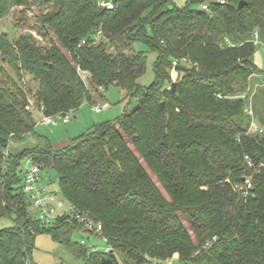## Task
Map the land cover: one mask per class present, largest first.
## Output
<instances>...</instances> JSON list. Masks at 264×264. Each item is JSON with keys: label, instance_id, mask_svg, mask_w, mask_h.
<instances>
[{"label": "trees", "instance_id": "obj_1", "mask_svg": "<svg viewBox=\"0 0 264 264\" xmlns=\"http://www.w3.org/2000/svg\"><path fill=\"white\" fill-rule=\"evenodd\" d=\"M31 8L42 9L37 31L49 47L30 32L14 42L0 35V219L11 222L0 229V264H31L39 231L87 264H118L115 254L133 264H264V133H248L245 113L251 104L264 128V104L256 91L251 97L264 75L252 43L257 32L264 47V0H187L181 8L167 0H0V19ZM98 31L101 42L91 44ZM136 42L157 53L148 88L138 84L146 58L132 50ZM25 77L48 117L93 104L90 90L109 86L135 104L61 149L13 153L10 143L34 134L39 119L25 109ZM27 160L43 175L54 171L64 202L101 224L109 254L86 258L70 244L73 232L88 235L73 214L39 222L22 190ZM245 179L246 196L235 189Z\"/></svg>", "mask_w": 264, "mask_h": 264}, {"label": "rangeland", "instance_id": "obj_2", "mask_svg": "<svg viewBox=\"0 0 264 264\" xmlns=\"http://www.w3.org/2000/svg\"><path fill=\"white\" fill-rule=\"evenodd\" d=\"M167 1H169V3L173 6L181 8L186 5L187 0ZM192 8L201 9V5L195 4L192 5ZM19 10L15 11L10 16L0 19V35L6 34L8 39L11 42H14L20 35L30 32L39 43L45 47H49L51 43L49 38H44L41 35L39 36L37 31L40 27L38 26L36 18L42 9L39 10V8H31L25 10L22 15L19 14ZM19 18L22 19L20 20ZM50 37L53 42H56L52 35H50ZM132 50L135 52H142L145 55L146 69L144 75L138 80V84L141 87L148 88L155 81L154 63L157 59V53L151 51L146 45L140 42L132 44ZM63 53L66 54L64 51ZM254 62L256 63L258 69L264 71V47L260 46L256 49ZM4 68L7 69L6 66ZM7 72L10 73L8 69ZM172 75L173 78L176 79L177 75L175 73H172ZM82 76V80H84V83L87 84L86 76L83 74ZM22 83H25L23 87L29 92L27 95L28 103L33 104L34 102L32 96L35 93L36 84L33 83L32 79L29 77L23 78ZM255 91V96L258 95V102H260V104H264V85H261V83L254 85L252 96ZM90 94L93 97V104L107 103L109 104V108L100 113H95L91 110V106L93 104H84L74 112L68 113L69 123L66 125L59 124L56 127L36 126L34 134L26 136L21 141L11 142L9 145L11 151L14 153L35 147L43 148L45 144H48L53 149L57 147L59 148L64 142L70 143L73 139L81 135L88 134L94 126L104 123H114L127 109H131L135 104L133 100L130 101L124 97V92L121 89L114 86H109L107 89L100 88L98 94L90 90ZM131 102L132 104L128 105ZM36 116L37 119H40L37 114ZM143 166L146 168L144 164ZM25 167H27L26 161L21 165L22 169ZM146 170L148 171L147 168ZM45 173L44 179H50L52 181L49 185V190L57 193L60 197L61 195L56 182V173L52 170H46ZM148 173L164 197L167 198L157 180L149 171ZM64 209L69 211V205L66 202ZM9 226H11L10 220L0 219V229ZM83 240L85 241V244L82 245V247L86 252V258H89L92 249L96 250L97 253H104L108 247V245L101 238L94 236L88 237V235L83 232L75 231L70 236V244L79 245ZM29 253L28 260L31 264H87V260L85 258L74 256L71 252H69L66 245L56 240L50 233L47 232H36L33 238V245ZM115 256L118 264H133L130 261H126L120 254H115Z\"/></svg>", "mask_w": 264, "mask_h": 264}, {"label": "built area", "instance_id": "obj_3", "mask_svg": "<svg viewBox=\"0 0 264 264\" xmlns=\"http://www.w3.org/2000/svg\"><path fill=\"white\" fill-rule=\"evenodd\" d=\"M217 3L223 5L226 0H216ZM100 7H106L107 9H112L111 3H106L105 1L99 2ZM202 11H208V5H201ZM102 40V33L98 31L92 38L89 40L91 44H98ZM87 40L84 39L78 45L83 46L87 44ZM252 43L255 47H263L262 43L259 40L258 33L255 32L252 36ZM185 62V61H183ZM79 75L81 78L85 73L78 69ZM84 81V80H83ZM261 85H264V75L261 81ZM252 97V95H251ZM218 99H222L221 95H217ZM109 108V104H96L94 103L91 106V110L95 113H100L105 109ZM26 111L36 113L40 119L36 122V126H50L56 127L59 124L66 125L69 123L68 113H59L55 116H45L43 114V108L38 107L34 104H27L25 107ZM245 113L252 118L250 122L248 133L249 134H263L264 130L260 125L255 121L253 110L251 104L246 108ZM7 158L8 154L5 153ZM27 167L22 169V190L25 193L30 201L31 209L37 216L39 222L44 226H50L55 222L58 218L62 217L65 214H73L74 217L78 220L80 224H82L84 231L88 234V236H94L101 238L106 244V238L101 236V224L96 222L89 215L84 213L74 212L73 208L69 206V211L65 210V202L64 200L58 196V194L49 190V185L51 184L50 179H44V175L42 172L44 171L42 166L35 165L31 162V160L26 161ZM252 188V184L249 179H245L244 183L241 185H236L235 189L237 191H241L244 196L247 195L248 190ZM81 245L85 244V241H81ZM92 252H96V250L92 249ZM111 252V248L108 246L104 252V254H109Z\"/></svg>", "mask_w": 264, "mask_h": 264}, {"label": "water", "instance_id": "obj_4", "mask_svg": "<svg viewBox=\"0 0 264 264\" xmlns=\"http://www.w3.org/2000/svg\"><path fill=\"white\" fill-rule=\"evenodd\" d=\"M244 5H245V2H239V4H238V9H241ZM174 69H175L176 71H183V70H184V67H181V66H175ZM174 88H175V83H173V84L171 85V89L174 90ZM161 107H162V108L164 107V104H163V103H161ZM101 264H114V263H113V261H112L111 259H103V260L101 261Z\"/></svg>", "mask_w": 264, "mask_h": 264}, {"label": "crops", "instance_id": "obj_5", "mask_svg": "<svg viewBox=\"0 0 264 264\" xmlns=\"http://www.w3.org/2000/svg\"><path fill=\"white\" fill-rule=\"evenodd\" d=\"M46 127H50V126H46ZM68 145V143L67 142H64L62 145H60V147L58 148H55L56 150H58V149H61V148H63V147H65V146H67ZM88 237H90V236H88Z\"/></svg>", "mask_w": 264, "mask_h": 264}]
</instances>
